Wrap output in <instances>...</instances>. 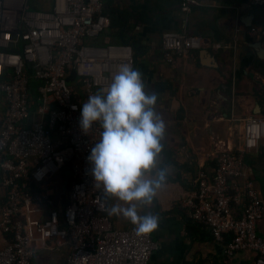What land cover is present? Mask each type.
Masks as SVG:
<instances>
[{
    "label": "built area",
    "instance_id": "2783aa9c",
    "mask_svg": "<svg viewBox=\"0 0 264 264\" xmlns=\"http://www.w3.org/2000/svg\"><path fill=\"white\" fill-rule=\"evenodd\" d=\"M201 1L181 0L180 10L188 14ZM247 1L264 8V0ZM108 25L102 0H52L49 12L29 10L27 0H0V94L6 104L0 124V231L9 237L0 247V264H38L21 218L24 204L48 208L35 233L53 248H66L63 264H148L157 250L150 234H138L134 226L112 227L108 197L95 186L87 160L102 129L96 124L89 133L82 130V104L106 92L124 65L134 66L127 44L92 46ZM247 34L264 38V29L253 27ZM207 48L216 47L201 36L173 31L161 35L169 64ZM71 74L75 81L68 85ZM35 116L31 127L25 126ZM241 122L242 148L222 150L211 172L198 171L193 190L180 204L213 240L232 236L226 255L249 251L255 256L253 264H264V237L257 233L264 199L240 183L246 175L245 154L264 137V118L249 116ZM63 168L70 176L60 210L49 194L31 191V185Z\"/></svg>",
    "mask_w": 264,
    "mask_h": 264
},
{
    "label": "crops",
    "instance_id": "0c3cea01",
    "mask_svg": "<svg viewBox=\"0 0 264 264\" xmlns=\"http://www.w3.org/2000/svg\"><path fill=\"white\" fill-rule=\"evenodd\" d=\"M143 1L153 10L154 18L140 36L135 35L138 44L133 68L143 74L146 91L158 95L156 111L166 126L158 166L168 172L153 204L140 210L141 214L151 212L159 217L157 230L149 233L157 250L148 264H253L252 252L226 255L225 247L232 236L213 240L201 223L188 219L180 203L193 190L198 171L211 172L222 150L236 152L242 148L241 119L264 118V38L247 34L253 27L264 29V8L251 6L247 0H203L185 14L180 10L181 0ZM165 31L201 36L216 48L177 57L169 64L161 49ZM152 37H156L160 55L146 51ZM5 108L0 94V124ZM36 119L31 117L25 126L31 127ZM243 163L246 175L241 186H250L264 199V137L254 151L245 154ZM67 173L63 168L56 176L32 184L31 191L49 194L53 207L61 210ZM2 196L0 189V199ZM117 203L107 198V209ZM47 210L24 204L21 218L37 263L63 264L68 256L66 248H53L35 233ZM107 215L116 230L133 227L120 216L108 211ZM257 233L264 237V219L258 223ZM8 241L0 231V247Z\"/></svg>",
    "mask_w": 264,
    "mask_h": 264
},
{
    "label": "clouds",
    "instance_id": "9594fccd",
    "mask_svg": "<svg viewBox=\"0 0 264 264\" xmlns=\"http://www.w3.org/2000/svg\"><path fill=\"white\" fill-rule=\"evenodd\" d=\"M157 99V93L146 91L143 74L124 65L107 91L89 96L81 108L82 130L89 133L96 124L102 129L87 157L95 186L120 202L108 214L124 218L138 234L157 230L159 217L140 210L153 204L168 175L158 166L166 126Z\"/></svg>",
    "mask_w": 264,
    "mask_h": 264
},
{
    "label": "trees",
    "instance_id": "16d2710c",
    "mask_svg": "<svg viewBox=\"0 0 264 264\" xmlns=\"http://www.w3.org/2000/svg\"><path fill=\"white\" fill-rule=\"evenodd\" d=\"M123 12L119 11L112 5V0H103V14L107 16L109 25L101 36L92 43V46L106 45L109 42L122 43L131 47L133 56L137 55V37L131 33V28H133L134 25H128L127 19L128 17L133 18L134 20L139 19L141 22L149 24L151 18L146 15V11L144 10L134 11L130 14ZM104 39H107V42L104 41ZM74 81L75 79L72 74L66 78L68 85H72ZM30 99L36 102V97L32 93L30 94Z\"/></svg>",
    "mask_w": 264,
    "mask_h": 264
},
{
    "label": "rangeland",
    "instance_id": "374dc122",
    "mask_svg": "<svg viewBox=\"0 0 264 264\" xmlns=\"http://www.w3.org/2000/svg\"><path fill=\"white\" fill-rule=\"evenodd\" d=\"M51 2L52 0H27V6L31 11L49 12L51 11ZM112 5L119 11L122 12L124 11L129 14L134 11L136 12V11L144 10L146 11V15H148L151 18L150 19L151 22L154 18L152 16L153 10L150 9L149 6L145 4L143 0H112ZM127 24L134 25V27L131 28V33L134 36L135 35L140 36L142 31L148 26L147 23H143L139 19L134 20L133 18L130 17H128L127 19ZM151 39L154 40L148 42L146 51L151 53L155 51L157 55H160L158 49L156 50V45H155L156 37H152Z\"/></svg>",
    "mask_w": 264,
    "mask_h": 264
},
{
    "label": "water",
    "instance_id": "95a60500",
    "mask_svg": "<svg viewBox=\"0 0 264 264\" xmlns=\"http://www.w3.org/2000/svg\"><path fill=\"white\" fill-rule=\"evenodd\" d=\"M259 57H260L261 59H263L262 56H261V54L259 55ZM67 175H68V178H69V176H70L69 172L67 173ZM66 185H67V179L65 180V182H64V184H63V191L65 190Z\"/></svg>",
    "mask_w": 264,
    "mask_h": 264
}]
</instances>
